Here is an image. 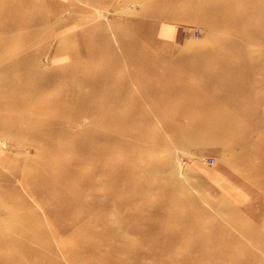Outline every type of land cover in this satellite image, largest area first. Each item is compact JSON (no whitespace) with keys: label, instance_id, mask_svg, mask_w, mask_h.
Here are the masks:
<instances>
[{"label":"rangeland","instance_id":"1","mask_svg":"<svg viewBox=\"0 0 264 264\" xmlns=\"http://www.w3.org/2000/svg\"><path fill=\"white\" fill-rule=\"evenodd\" d=\"M35 1L37 13L25 12V25L0 33V44L10 36L13 38L10 44L1 46L5 52L10 47L9 52L13 53L24 50L26 58L34 62L29 75L18 70L6 76L0 74L3 96L11 95L4 90L12 87L11 100L19 94L31 97L34 76L57 73L54 84L60 86L64 95L58 93L59 87L45 90L40 96L46 103L43 109L57 99L63 102L60 105L64 110L75 111L70 116L73 123L68 130L78 134L83 145L88 133L113 136L119 124L125 123L120 115L133 109L129 101L142 103V109H136L129 118H152V124L142 131L149 132L157 141L160 132L164 134V140L150 154L167 162L163 170L166 179L173 177L178 189L210 212H215L216 207L236 213L233 218L236 223L226 224L219 234L221 246L238 252L226 263L249 262L254 252V264H264V129H260L264 118V0ZM219 15L224 17V22L221 23ZM162 23L177 29L175 39L163 41L156 36L158 25L160 29L170 28ZM61 24L65 26L60 27ZM66 51L75 55L59 56ZM197 51L205 56L204 61L210 60L207 65L194 57ZM114 65L112 75L103 73ZM83 80L87 83L83 84ZM99 81L106 82L99 84ZM181 92L195 93L196 107L207 101L203 113L193 108L188 115L175 119V109L185 104ZM164 95L173 98L164 110L155 111V104ZM117 96L121 101L111 106L109 102H114ZM48 98L52 99L48 101ZM38 102L0 107V221L3 224L14 221L12 226L16 228L30 225L28 238L39 237L51 247L52 261L44 256L39 261L43 264H174L162 260V253L174 256V248L178 246L160 252L161 242L154 235L140 243L139 234L133 233L128 237L138 241L132 246L125 245L129 249L114 255L105 253L109 228L114 231L115 226L117 233L127 231L128 226L121 224V228L110 223L120 218L119 211L112 206L109 207L112 217L109 215L106 224L93 219L101 209L91 208L88 203L101 200L104 190L116 196L136 190L128 185L114 189L110 183L100 182L94 185L97 195L80 192L86 180L79 177L77 169H70L72 150L59 147L63 143L62 124L51 123L43 116L28 118L43 107ZM229 115L251 130L245 138L244 153L229 145V138L235 133L227 127L232 118ZM76 116L80 120L74 119ZM115 116L119 118L114 125L101 123ZM204 122H208L210 132L200 135L198 130L206 128ZM215 123H221L227 130L217 135L212 131ZM43 125L49 128L40 129ZM32 126L40 129L37 132L42 136L40 139L29 128ZM127 127L129 131L135 129L133 125ZM44 132L57 136L49 142ZM219 136L228 140H215ZM91 162L81 160L80 168L85 169ZM72 170L78 175L76 181L70 179ZM35 175L38 181L33 180ZM38 175L45 176L49 185L39 182ZM178 197L181 196L176 193L174 198L163 200L162 209L170 210L172 203L178 205ZM152 202L148 199L145 203ZM184 208L180 203L179 210ZM161 221L164 235L181 223L169 220L167 223L164 218ZM33 227L44 229L43 234L30 232ZM0 230L10 232L7 226ZM84 243L88 250L81 253ZM97 243H103L99 251L94 249ZM146 249H151L147 255ZM68 255H76L72 263ZM193 255L195 252L189 256Z\"/></svg>","mask_w":264,"mask_h":264},{"label":"bare ground","instance_id":"2","mask_svg":"<svg viewBox=\"0 0 264 264\" xmlns=\"http://www.w3.org/2000/svg\"><path fill=\"white\" fill-rule=\"evenodd\" d=\"M206 2L210 1L205 0V3ZM37 6L38 3L35 0H0V33H8L13 31L15 28L25 25L27 21L25 17H23V14L27 11L36 14L38 9ZM211 10L213 13L216 12L214 8H211ZM83 11L85 10L83 9ZM219 17L221 23L224 22V17L221 15H219ZM171 19L175 20V18ZM64 24H61L60 27H64ZM162 28V35H167L171 31L170 28ZM29 35L30 34H28V36ZM12 39V36H10L8 39L3 40L4 43L0 44V74H2V76H6L7 74L9 75V73H14L18 70L29 75L31 73L30 71L34 69V62L32 63V61H29L30 59L28 60L26 58L24 55V50H22L24 48L21 49L22 52L13 53L9 52L11 47L8 48V52H5V50H3L1 47L4 44H10ZM191 49L195 51L196 48L195 46H192ZM126 54L127 57L129 53L126 52ZM193 55L200 61H203L206 65L210 61L208 59L204 61L205 56L202 53H199V51ZM115 68L116 65H114L112 68L108 67V69L103 73L107 76H110L112 75V71L115 70ZM56 76L59 75L54 73L49 75L47 74L46 76H34V85H32V89L29 88L34 94L31 95V97L25 94L23 97L19 94L18 98H13L11 100L10 98L13 95L12 87H10V89L7 91L4 90V92L11 94L8 97L3 96V92L0 90V103H2L0 104V107L8 108L6 106L10 103H19L20 105L25 106L28 103L37 100H39L38 105L40 101V105H43L45 102H42L43 99L41 100L40 96L45 90H50L51 88L57 89L59 87L60 92L58 93H62L60 86L57 83L54 84L55 79H58ZM105 82L106 81H99V84H103ZM82 83L84 84L87 82H84L83 80ZM107 86L108 84H106L105 87L107 88ZM64 91L66 92V90ZM182 93L183 92H181L180 95L184 97L185 104L183 108L181 107L175 109V119H180V115H188L189 110L193 108H197V111L203 113L206 108L207 101L200 102L198 107H196L197 102L194 101L195 93H188L184 95ZM35 95L39 97H36L35 99ZM172 98V96L168 97L164 95V97L159 100L158 103L155 102L157 104L154 103L157 107L155 111L159 110V108L164 110V107H167L166 103H169ZM50 99L52 98H48V101ZM121 99L122 98L120 96H117L115 97L114 102L109 103L111 106H116L119 104ZM129 102L131 103L133 109L132 111H129V113L120 115V118L123 119L125 123L121 126L119 124L113 136L88 133L89 136L87 142H85L84 145L81 144L79 140L80 136L78 134L69 133L68 128L73 123V120L70 116L75 111L71 110L68 112L64 110L63 105H60L63 103L62 101L57 99L54 101L51 100L48 102L49 107L47 106L50 109L45 107L44 111L43 108L46 104L45 103L43 107L40 106V110H38L37 113L29 115L28 118L31 120L33 118H40V116H43L51 123L57 122L58 124H62L63 129L60 127V135L63 136V143L59 147H63L61 150L67 149L70 150V152L72 150L74 158L70 163V169H77L79 172V177L82 176V178L86 180L82 184L83 186L80 192L88 191L93 196H95L98 193H96L94 185L100 182L104 184L110 183L111 187L114 189H116L118 186L121 187L124 185H128V187L133 186L135 188L136 192H123V194H119L118 196H116L117 194L113 192H107L108 190H104V197H102L101 200H93L92 202L88 203L91 208L98 207L101 209L100 214L93 215V219L106 224L107 219H109L110 216L112 217V213L110 212L109 214V207L112 206L119 211L120 218L117 217L114 221H110V223L118 224L120 227L121 224L123 226H128L127 231H117V233L115 232V226L114 231H112L111 227L109 228V231L107 232L109 238L107 241L108 244L105 245L106 247L104 248L107 255H114L118 253V251L124 252V250L129 249L128 246L135 244L138 241V238L139 242L141 243L142 241L154 235L156 239L159 237L158 239L161 242L162 248L159 250L160 252H163V250H165L167 247L178 246L177 248H174V251L176 252L174 256L165 254L164 252L162 253V260H165L166 262H174V264H202L204 259L205 264H217L218 262L223 261L224 264H227V260H229L238 252H233V250H230L229 247L224 246V244L221 246L220 243H218V240L221 237L219 234L225 230L224 226L226 224L233 226V224L236 223L233 222V218H235L236 213H226L227 210L225 208L220 209L216 207H214L215 212H210L209 209H205L201 205L197 204L194 198H189L183 191L178 189V182H175L173 177L166 179V177L163 175V170L167 167V162L150 154V151L155 148L154 146L160 140H164V134L160 132L159 141H157V139L152 137L149 132L142 131V128L152 124V118H147L144 120L132 118L131 120V118H129L130 114L135 113L136 109H142L143 105L137 101ZM25 114L26 113H22V115ZM229 116L232 118L229 122L230 125L227 127L235 130L234 136L229 138V145H231V147H238L241 153H244L247 148V145H245V138L249 137L248 132L251 130H247L242 123L233 119V115ZM191 117L194 118L196 116ZM118 118L119 116H115L114 118L110 119H103L101 123L107 126L111 124L114 125ZM74 119L80 120L77 116ZM191 121L196 123V121L193 119ZM204 124L206 125V128L203 130H198L200 135H204V133L209 134L210 132L207 129L208 122H204ZM129 125L135 126V129L129 131L130 128L128 129L127 127ZM213 126L215 129L212 131H214L217 135H222V132L227 130L226 128H223L221 123H215ZM29 128H31L33 133L39 136L38 139H40L42 136L41 134L38 135L37 132L40 129L46 130L49 127H44L43 125L40 129L33 126ZM150 129L152 128H148L149 131ZM260 129H264V118L261 120ZM40 133H42V131ZM43 134L46 135V138H48L49 142L57 136L52 132H44ZM214 138L217 141L222 139L225 141L228 140L226 136ZM48 145L49 143L46 144L47 147ZM235 158L237 157H233L234 161ZM83 159L92 161L91 165L85 169H81L79 164V162ZM60 174L63 175V173ZM77 176V173L72 170L70 179L72 181H76L77 179H75V177ZM44 177L38 175V178L40 179L39 182L43 181L49 185L48 180H46ZM33 180L38 181L36 175L33 176ZM176 193L181 196L178 197V201L179 204L181 203V205L185 207L184 210H179V204L177 205L176 203V205H174V203H172L171 209L164 211L161 206L163 203L162 201H168L170 196L174 198ZM148 199L153 200V202L151 204H146L145 202ZM172 201L174 202V199ZM104 216H106V219L103 218ZM163 218L167 223L169 221H178L181 223L177 225V227H172L171 232L168 233L166 231L164 235L163 230H160V224ZM18 220L23 221V219ZM221 221L224 225H222ZM10 222L3 224L0 221V227L2 229L7 226L10 230V232L0 230V264H43L39 263V261L44 260V256L46 258L48 257V261H52V259L49 258L51 247L48 246L47 243L43 242L39 237L32 238V240L28 238L30 225H24L22 228H16L15 226H12L14 221L11 223ZM32 231L40 235L43 234L44 229L36 230L33 227L30 229V232ZM133 233L139 234L137 235L138 238L136 240L128 237ZM2 234L5 236L2 237ZM185 241L187 242L184 243ZM177 242H180V244H177ZM229 243L230 241L227 244ZM102 244L103 243H97L94 247L95 251H99L103 246ZM82 247L83 251L81 253H84L88 250L87 243H84ZM150 250L151 249H146L144 252L145 255H147L148 252H151ZM64 252L63 254H65ZM192 252H195V255L189 256ZM75 256L76 255H68L71 263L74 261ZM250 256L252 257L249 262H247V260H241L239 262H241V264H254V262H256V256H254V252H252ZM35 257L38 258L37 261L33 259Z\"/></svg>","mask_w":264,"mask_h":264},{"label":"crops","instance_id":"3","mask_svg":"<svg viewBox=\"0 0 264 264\" xmlns=\"http://www.w3.org/2000/svg\"><path fill=\"white\" fill-rule=\"evenodd\" d=\"M162 24L167 25L168 27H170L171 31L167 35H162L161 29L159 28L160 25H158L156 27V36L160 40H163V41H171L172 39H175V37L177 36V29L175 27H173L172 25L168 24V23H162ZM70 39H71V37H70ZM68 55L74 56V53H70L69 51H66L65 53H62V52L59 53V56H68ZM65 58H67V57H65ZM62 59H64V58H62ZM57 60H60V59H55V61H57Z\"/></svg>","mask_w":264,"mask_h":264}]
</instances>
